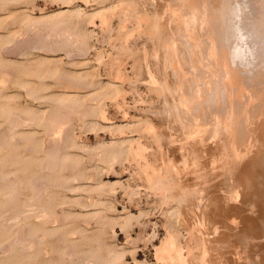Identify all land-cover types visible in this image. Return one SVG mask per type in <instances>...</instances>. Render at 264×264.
<instances>
[{"label": "rangeland", "instance_id": "374dc122", "mask_svg": "<svg viewBox=\"0 0 264 264\" xmlns=\"http://www.w3.org/2000/svg\"><path fill=\"white\" fill-rule=\"evenodd\" d=\"M68 1L0 0V264H264V0Z\"/></svg>", "mask_w": 264, "mask_h": 264}, {"label": "bare ground", "instance_id": "6f19581e", "mask_svg": "<svg viewBox=\"0 0 264 264\" xmlns=\"http://www.w3.org/2000/svg\"><path fill=\"white\" fill-rule=\"evenodd\" d=\"M67 1H68V0H67ZM69 1H70V0H69ZM69 1H68V2H69ZM180 2H181V1H180ZM259 2H261V1H259ZM246 3H247V2H246ZM207 4H208V3H207ZM185 5H186V4H185ZM198 5H199V4H198ZM246 5H247V4H246ZM186 6H187V5H186ZM204 6H205V5H204ZM66 7H67V5H66ZM103 8H104V7H100V8L95 9V10L93 11L92 15H96V14L98 15V14H99L100 16H102ZM168 8H169V6H168ZM170 8H171V7H170ZM207 8H208V7H207ZM260 8H261V7H260ZM180 9H181V8H180ZM188 9H189V8H188ZM197 9H198V8H197ZM204 10H205V9H204ZM246 10H247V9H246ZM72 11H78V8H77V9H73V7L68 6V8H66V9H65V8L60 9L59 13L72 12ZM201 11H202V10H201ZM174 12H175V11H174ZM185 12H186V11H185ZM190 12H191V11H190ZM190 12H189V13H190ZM207 12H208V11H207ZM209 13H210V12H209ZM198 14H199V13H198ZM182 15H183V14H182ZM187 15H189V14H187ZM193 15H194V14H193ZM189 16H190V15H189ZM191 16H192V15H191ZM208 16H209V15H208ZM192 17H193V16H192ZM194 17H195V16H194ZM241 17H242V16H241ZM71 18H72V17H71ZM173 18H174V17H173ZM185 18H187V17H185ZM197 18H198V16H197ZM46 19H47V18H46ZM182 19H183V17H182ZM182 19H181V20H182ZM191 19H192V18H191ZM193 19H194V18H193ZM241 19H243V18H241ZM246 19H247V18H246ZM184 20H185V19H184ZM172 21H173V20H172ZM182 21H183V20H182ZM225 21H226V20H225ZM225 21H224V22H225ZM185 22H186V21H185ZM185 22H184V23H185ZM187 22H188V20H187ZM190 22H191V21H190ZM202 22H203V21H202ZM219 22H221V21L219 20ZM191 23H192V22H191ZM194 23H195V22H194ZM226 23H227V22H226ZM259 23H260V22H259ZM181 24H182V23H181ZM186 24H188V23H186ZM186 24H185L184 26H186ZM219 24H220V23H219ZM224 24H225V23H224ZM224 24H223V25H224ZM245 24H246V23H245ZM245 24H244V25H245ZM253 24H254V22H253ZM256 24H257V23H256ZM190 25H193V24H190ZM202 25H204V24H202ZM240 25H241V24H240ZM181 26H182V25H181ZM187 26H188V25H187ZM199 26H200V25H199ZM260 26H261V25H260ZM189 27L192 28V26H189ZM193 27H194V25H193ZM219 27H220V26H219ZM258 27H259V26H258ZM197 28H198V27H197ZM215 28H216V27H215ZM245 28H246V27H245ZM248 28H249V27H248ZM178 29H179V28H178ZM188 29H189V28H188ZM202 29H203V28H202ZM256 29H257V28H256ZM258 29H259V28H258ZM261 29H262V28H261ZM263 29H264V28H263ZM186 30H187V29H186ZM203 30H204V29H203ZM210 30H211V29H210ZM249 30H250V29H249ZM190 31H191V30H189V32H190ZM193 31H194V30H193ZM244 31H245V30H244ZM257 31H258V30H257ZM198 32H199V31H198ZM203 32H205V31H203ZM248 32H249V31H248ZM261 32H262V31H261ZM72 33H73V32H72ZM74 33H75V32H74ZM219 33H220V32H219ZM240 33H241V32H240ZM184 34H185V33H184ZM187 34H188V33H187ZM197 34H198V33H197ZM228 34H229V33H228ZM247 34H248V33H247ZM261 34H262V33H261ZM192 35H193V34H192ZM204 35H205V34H204ZM184 36H185V35H184ZM198 36H199V35H198ZM208 36H209V35H208ZM229 36H230V35H229ZM248 36H249V35H248ZM248 36H247V37H248ZM252 36H253V35H252ZM245 37H246V35H245ZM83 38H84V36H83ZM83 38H82V39H83ZM193 38H194V37H193ZM261 38H262V36H261ZM220 39H221V38H220ZM220 39H218V41H220ZM244 39H245V38H244ZM249 39H250V38H249ZM249 39H248V40H249ZM263 39H264V38H263ZM196 40H197V39H196ZM196 40H195V41H196ZM216 40H217V39H216ZM259 40H260V39H259ZM246 41H247V40H246ZM172 42H173V41H172ZM209 42H210V40H209ZM221 42H223V41L221 40ZM254 42H255V41H254ZM261 42H262V41H261ZM261 42H260V43H261ZM85 43H86V42H85ZM212 43H213V42H212ZM227 43H228V42H227ZM251 43H253V41H252ZM186 44H187V43H186ZM194 45H195V44H194ZM208 45H209V44H208ZM245 45H246V44H245ZM212 46H213V45H212ZM220 46H222V45L220 44ZM203 47H204V46H203ZM258 47H259V46H258ZM260 47H261V46H260ZM260 47H259V48H260ZM262 47H263V46H262ZM207 48H208V47H207ZM213 48H214V47H213ZM256 48H257V47H256ZM215 49H216V48H215ZM261 49H263V48H261ZM194 50H195V49H194ZM219 50H220V49H219ZM219 50H218V52H221V51H222V50H220V51H219ZM225 50H226V49H225ZM165 51H166V50H165ZM257 51H258V50H257ZM181 52H182V51H181ZM207 52H208V51H207ZM223 52H224V51H223ZM260 52H261V51H260ZM165 53H166V52H165ZM234 53H235V52H234ZM170 54H171V53H170ZM200 54H201V53H200ZM213 54H214V53H213ZM215 54H217V53H215ZM220 54H221V53H220ZM225 54H226V53H225ZM256 54H258V53L256 52ZM214 56H215V55H214ZM220 56H221V55H220ZM261 56H262V55H261ZM263 56H264V55H263ZM176 57H177V56H176ZM198 57H199V56H198ZM205 57H206V56H205ZM215 57H216V56H215ZM224 57H226V59H227V56H226V55H225ZM224 57H223V58H224ZM238 57H239V56H238ZM250 58H251V57H250ZM258 58H259V57H258ZM202 59H203V58H202ZM224 59H225V58H224ZM242 59H243V58H242ZM259 59H261V58H259ZM213 60H214V59H213ZM240 60H241V59H240ZM173 61H174V60H173ZM223 61H224V60H223ZM228 61H229V60H228ZM261 61H262V60H261ZM263 61H264V60H263ZM208 62H209V61H208ZM213 62H214V61H213ZM218 62H219V61H218ZM220 62H221V61H220ZM256 62H258V61H256ZM177 63H178V62H177ZM224 63H225V62H224ZM211 64H212V63H211ZM211 64H210V65H211ZM226 64H227V63H226ZM254 64H255V62H254ZM257 64H258V63H257ZM227 66H228V65H227ZM229 66H230V65H229ZM249 66H250V65H249ZM254 66H255V65H254ZM260 66H261V65H260ZM210 67H211V66H210ZM257 67H258V66H257ZM180 68H181V67H180ZM205 68H206V67H205ZM223 68H224V67H223ZM227 68H228V67H227ZM227 68H226V69H227ZM255 68H256V67H255ZM1 69H2V68H1ZM217 69H219V67H218ZM226 69H225V70H226ZM243 69H244V68H243ZM187 70H188V69H187ZM230 70H231V69H230ZM181 71H182V70H181ZM206 71H207V70H206ZM215 71H216V70H215ZM232 71H233V70H232ZM232 71H231V72H232ZM249 71H250V70H249ZM182 72H183V71H182ZM197 72H198V71H197ZM228 72H229V71H228ZM228 72H227V73H228ZM235 72H236V71H235ZM251 72H252V71H251ZM201 73H202V72H201ZM222 73H223V72H222ZM227 73H226V75H227ZM232 73H234V72H232ZM238 73H239V72H238ZM248 73H249V72H248ZM242 74H243V73H242ZM186 75H187V74H186ZM228 75H229V73H228ZM239 75L241 76V74H239ZM150 76H151V75H150ZM188 76H189V75H188ZM219 76H220V75H219ZM233 76H234V74H233ZM225 77H226V76H225ZM215 78H216V77H215ZM227 78H228V77H227ZM234 78H235V77H234ZM238 78H239V77H238ZM252 78H253V77H252ZM252 78H251V80H252ZM254 78H255V77H254ZM258 78H259V77H258ZM239 79L241 80V78H239ZM249 79H250V78H249ZM255 79H256V78H255ZM153 80H154V79H153ZM155 80H156V79H155ZM229 80H230V79H228V81H229ZM236 80H237V79H236ZM257 80H258V79H257ZM242 81H243V80H242ZM263 81H264V80H263ZM248 82H249V81H248ZM252 82H253V81H252ZM255 82H256V81H255ZM188 84H189V83H188ZM202 84H203V83H202ZM243 84H245V83L243 82ZM247 84H248V83H247ZM252 84H253V83H252ZM181 85H182V84H181ZM240 85H241V83H240ZM116 86H117V85H114V87H116ZM225 86H226V85H225ZM228 86H229V85H228ZM231 86H233V85H231ZM234 86H235V84H234ZM247 86H248V85H247ZM250 86H251V82H250ZM258 86H259V85H258ZM199 87H200V86H199ZM235 87H236V86H235ZM248 87H249V86H248ZM261 87H262V86H261ZM261 87H260V88H261ZM196 88H197V87H196ZM238 88H240V87L238 86ZM252 88H254V87H252ZM256 88H257V87H256ZM260 88H259V89H260ZM190 89H191V88H190ZM254 89H255V88H254ZM262 89H264V88H262ZM224 90H225V89H224ZM238 90H239V89H238ZM251 90H252V89H251ZM257 90H258V89H257ZM260 90H261V89H260ZM197 91H198V90H197ZM219 91H220V90H219ZM225 91H226V93H227V90H225ZM236 92H237V91H236ZM238 92H239V91H238ZM244 92H245V91H244ZM255 92H256V91H255ZM255 92H254V93H255ZM194 93H195V92H194ZM226 93H225V95H224L225 97H226V95H227ZM246 93H247V92H246ZM249 93H250V92H249ZM260 93H261V92H260ZM197 94H198V93H197ZM199 94H200V93H199ZM244 94H245V93H244ZM250 94H252V93H250ZM255 94H256V93H255ZM255 94H254V95H255ZM195 95H196V94H195ZM245 95H246V94H245ZM260 95H261V94H260ZM260 95H258V96H260ZM193 96H194V95H193ZM196 96H197V95H196ZM203 96H204V95H203ZM255 96L258 97L257 95H255ZM263 96H264V95H263ZM263 96H262V97H263ZM246 97H247V96H246ZM196 98H197V97H196ZM237 98H238V97H237ZM237 98H235V101H238V102H239V99L237 100ZM219 99H220V98H219ZM241 99H242V98H241ZM245 99H246V98H245ZM248 99H249V98H248ZM248 99L246 100V102L248 101ZM259 99H260V98H259ZM261 99H262V98H261ZM179 100H180V99H179ZM224 100H226V99H224ZM251 100H252V99H251ZM257 100H258V99H257ZM262 100H263V99H262ZM207 101H208V100H207ZM232 101H233V100H232ZM259 101H260V100H259ZM177 102H178V101H177ZM195 102H196V101H195ZM238 102H235V104L237 105ZM243 102H245V101L243 100ZM243 102H242V103H243ZM197 103H198V102H197ZM205 103H206V102H205ZM224 103H225V102H224ZM226 103H228V102H226ZM229 103H230V102H229ZM249 103H250V102H249ZM232 104H233V103H232ZM235 104H234V105H235ZM258 104H260V103H258ZM225 105H226V104H225ZM225 105H224V108H225ZM245 105H246V104H245ZM252 106H253V104H252ZM254 106H255V105H254ZM259 106H261V105H259ZM68 107H69V106H68ZM226 107H227V106H226ZM232 107H233V105L231 106V109H234V108H232ZM235 107L238 108V106H235ZM237 108H236V109H237ZM248 108H249V106H248ZM257 108H258V107H257ZM1 109H2V108H1ZM218 109H219V108H218ZM225 109H226V108H225ZM227 109H228V108H227ZM227 109H226V110H227ZM236 109H235V110H236ZM259 109H260V108H259ZM263 109H264V108H263ZM240 110H241V109H239V111H240ZM242 110H243V109H242ZM245 110H246V109H245ZM248 110H250V109H247V111H245V113H247ZM9 111H11V110L9 109L8 112H9ZM206 111H208V110H206ZM212 111H213V110H212ZM219 111H220V110H219ZM228 111H229V110H228ZM188 112H189V111H188ZM220 112H221V111H220ZM225 112H226V111H225ZM3 113H4V111H3ZM16 113H18V112H16ZM192 113H193V112H192ZM208 113H209V112H208ZM213 113H214V112H213ZM227 113H228V112H227ZM239 113H240V112H239ZM239 113H238V115H239ZM10 114H11V113H10ZM19 114H20V113H19ZM223 114H224V113H223ZM223 114H221V115H223ZM242 114H243V113H242ZM182 115H183V114H182ZM186 115H187V114H186ZM192 115H193V114H192ZM215 115H216V113H215ZM13 116H14V115H13ZM189 116H190V115H189ZM208 116H209V115H208ZM229 116H230V114H229ZM6 117H7V116H6ZM9 117H10V115H9ZM17 117H18V116H16V118H14V119H17ZM212 117H214V115H213ZM231 117H232V116H231ZM240 117H241V116H240ZM7 118H8V117H7ZM20 118H21V117H20ZM23 118H24V116H23ZM183 118H184V117H183ZM233 118H234V117H233ZM12 119H13V117H12ZM14 119H13V120H14ZM26 119H27V118H26ZM59 119H60V118H59ZM189 119H190V118H189ZM215 119H216V118H215ZM222 119H224V118H222ZM225 119H226V117H225ZM230 119H231V118H230ZM240 119H241V118H240ZM240 119H239V120H240ZM7 120H8V119H7ZM10 120H11V119H10ZM191 120H192V119H191ZM193 120H194V119H193ZM8 121H9V120H8ZM24 121H25V120H24ZM24 121H23V123H24ZM201 121H202V120H201ZM215 121H216V120H215ZM15 122H16V121H15ZM59 122H60V121H59ZM181 122H182V121H181ZM187 122H188V121H187ZM196 122H197V121H196ZM213 122H214V121H213ZM230 122H231V121H230ZM10 123H12V122L10 121ZM190 123H191V122H190ZM194 123H195V122H194ZM224 123H225V122H224ZM18 124H19V123H18ZM113 124H114V123H113ZM214 124H215V123H214ZM214 124H213V125H214ZM220 124H221V123H220ZM238 124H239V123H238ZM13 125H14V124H13ZM137 125H138V124H137ZM143 125H144V124H143ZM146 125H147V123H146ZM216 125H217V124H215V126H214V129H215V130H216ZM225 125H226V124H225ZM241 125H242V123H241ZM58 126H59V125H58ZM192 126H193V125H192ZM198 126H199V125H198ZM218 126H219V125H218ZM220 126H221V125H220ZM222 126H223V125H222ZM14 127H15V126H14ZM14 127H13V128H14ZM17 127H18V126H17ZM19 127H20V126H19ZM203 127H204V126H203ZM212 127H213V126H212ZM54 128H55V127H54ZM192 128H193V127H192ZM194 128H195V127H194ZM197 128H198V127H197ZM218 128H219V127H217V130H218ZM224 128H225V127H224ZM237 128H238V127H237ZM242 128H244V127H242ZM247 128H248V127H247ZM220 129H221V128H220ZM240 129H241V128H240ZM13 130H14V129H13ZM223 130H224V129H223ZM9 131H10V130H9ZM120 131H121V130H120ZM204 131H206V130H204ZM245 131H246V128H245ZM245 131H244V132H245ZM11 132H13V131H11ZM220 132H221V131H220ZM225 132H226V130H225ZM225 132H224V133H225ZM238 132H239V131H238ZM238 132H237V133H238ZM214 133H215V132H214ZM216 133H217V132H216ZM216 133H215V135H216ZM224 133H222V135H224ZM241 133H242V132H241ZM217 134H219V133H217ZM3 135H4V134H3ZM228 135H229V134H228ZM11 136L14 137V135H11ZM224 136H226V133H225ZM227 137H228V136H226V138H227ZM132 138H133V137H132ZM223 138H224V137H223ZM55 139H56V138H55ZM11 140H12V139H11ZM128 140H129V139H128ZM0 141H1V140H0ZM129 141H130V140H129ZM226 141H227V140H226ZM53 142H54V141H53ZM227 142H228V141H227ZM1 143H2V142H1ZM1 143H0V144H1ZM57 143H58V142H57ZM62 143H63V142H62ZM71 143H72V142H71ZM133 143H134V142H133ZM197 143H198V142H197ZM225 143H226V142L223 143V146H224ZM58 144H60V143H58ZM63 144H64V143H63ZM228 145H229V143H228ZM52 146H54V145H52ZM62 146H63V145H62ZM62 146H61V147H62ZM130 146H131V145H130ZM229 146H230V145H229ZM44 147H45V146H44ZM56 147H57V146H55V148H56ZM224 147H227V146H224ZM58 148H59V147H58ZM52 149H53V148H52ZM52 149L49 151V152H51V154L54 153V152L52 153ZM132 149H133V148H132ZM222 149H223V148H222ZM230 149H231V148H230ZM230 149H227V150H229V152H230ZM53 150H55V149H53ZM56 150H57V148H56ZM224 150H225V149H224ZM44 151H45V150H44ZM58 151L60 152V150H58ZM61 151H62V150H61ZM114 151H115V150H114ZM246 151H247V150H246ZM49 152H48V153H49ZM110 152H111V151H110ZM137 153H138V152H137ZM227 153H228V152H227ZM230 153H231V152H230ZM49 154H50V153H49ZM51 154H50V155H51ZM111 154H113V153H111ZM114 154H115V153H114ZM46 155H47V154H46ZM57 155H58V154H56V156H57ZM230 155H231V154H230ZM53 156H54V155H53ZM228 156H229V155H228ZM46 157L48 158V156H46ZM54 157H55V156H54ZM230 157H231V156H229V158H230ZM49 158L52 159V156L49 157ZM55 158H56V157H55ZM55 158H53V159H55ZM57 158H58V157H57ZM57 158H56V159H57ZM119 158H120V157H119ZM5 159H6V158H5ZM51 159H48V160H51ZM48 160H47V161H48ZM47 161H46V162H47ZM53 161H54V160H53ZM58 161H59V160H58ZM110 161H111V160H110ZM54 162H55V161H54ZM228 162H229V161H228ZM262 162H263V161H262ZM42 163H43V162H42ZM44 163H45V161H44ZM47 163H48V162H47ZM49 163H50V161H49ZM55 163H57V162H55ZM55 163H54V164H55ZM45 164H46V163H45ZM57 164H58V163H57ZM48 165H50V164H48ZM43 166H44V165H43ZM43 166H42V167H43ZM50 166H51V165H50ZM40 167H41V166H40ZM40 167H39V168H40ZM44 167H45V166H44ZM49 168H50V167H49ZM66 168H68V166H66ZM52 169H53V168H52ZM52 169H51V170H52ZM40 170H41V169H40ZM42 170H43V169H42ZM53 170H54V169H53ZM48 171H49V169H48ZM27 172H28V171H27ZM19 173H20V172H19ZM34 174H35V173H34ZM164 175H165V174H164ZM76 176H77V175H76ZM10 177H11V176H10ZM5 178H6V177H5ZM35 178H36V177H35ZM69 178H70V177H69ZM71 178H72V177H71ZM75 178H76V177H75ZM7 179H8V178H7ZM31 179H33V178H31ZM76 179H77V178H76ZM158 179H160V178H158ZM161 179H162V178H161ZM8 180H10V179H8ZM8 180H6V181H8ZM65 180H66V179H65ZM68 180H69V179L67 178V181H68ZM78 180H79V179H78ZM167 180H168V179H167ZM1 181H3L2 178H1ZM1 181H0V187H3V184H4V186H5V185L7 186V184L4 183V182H5V179H4V182H1ZM14 181H15V180H14ZM28 181H29V180H28ZM28 181H27V182H28ZM32 181L35 182L36 180L34 179V180H32ZM42 181H44V180H42ZM70 181H71V180H70ZM155 181H156V180H155ZM161 181H163V179H162ZM11 182H12V181H11ZM157 182H158V181H157ZM166 182H167V181H166ZM169 182H170V181H169ZM2 183H3V184H2ZM28 183H29V182H28ZM32 183H33V182H32ZM32 183H31V181H30V184H32ZM37 183H38V182L36 181V183H35L36 186H38ZM45 183H46V182H45ZM65 183H66V181H65ZM70 183H71V182H70ZM154 183H155V182H154ZM15 184H16V183H15ZM38 184H40V182H39ZM46 184H47V183H46ZM48 184H49V183H48ZM161 184H162V182H161ZM161 184H159V186H160ZM28 185H29V184H28ZM49 185H50V184H49ZM97 185H98V184H97ZM157 185H158V184H157ZM8 186H9V185H8ZM32 186H33L32 191L34 190V192H32L33 195H29V196H31V197H30V199H27V200L25 201L26 203H25L24 205H27V206H28L29 203L32 202V204H33V202H35V201L37 202V201H39V199L42 198V196H41V198H40V196H39V193H40L39 190H40V189H39V190H38V189H35V188H34V186H35L34 184H32V185L30 186V188H31ZM36 186H35V187H36ZM39 186H40V185H39ZM39 186H38V187H39ZM63 186L65 187V185H63ZM67 186H68V185H67ZM70 186H71V185H70ZM162 186H163V185H162ZM162 186H161V187H162ZM165 186H166V185H165ZM11 187H12V186H11ZM3 188H4V187H3ZM3 188H0V192H1V190H2ZM5 188H6V187H5ZM5 188H4V189H5ZM159 188H160V187H159ZM12 190H13V189H12ZM70 190H71V189H70ZM81 191H82V190H81ZM167 191H168V190H167ZM236 192H237V190H236ZM8 193H9V192H8ZM13 193L15 194L14 191H13ZM17 193H18V192H17ZM17 193H16V194H17ZM10 194H11V196L14 195V194H12V192H10ZM10 194H9V195H10ZM16 194H15V195H16ZM49 194H51V193H49ZM53 194H54V193H53ZM236 194H237V193H236ZM236 194H235V195H236ZM5 195H7V194H5ZM19 195H20V194H19ZM46 196H47V195H46ZM48 196H49V195H48ZM65 196H66V195H65ZM237 196H238V195H237ZM14 197H15V196H14ZM14 197L12 196V198H14ZM50 197H51V196H50ZM52 197H53V196H52ZM4 198H5V197H4ZM236 198H238V197H236ZM16 199H17V198H16ZM74 199H75V198H74ZM16 201H17V200H16ZM40 201H41V200H40ZM42 201H43V200H42ZM68 201H69V200H68ZM36 202H35V204H38V203H36ZM52 202H53V201H52ZM76 202H77V201H76ZM78 202H79V201H78ZM78 202H77V203H78ZM23 203H24V202H23ZM23 203H22V204H23ZM77 203H76V204H77ZM40 204H41V203H39V205H40ZM47 204H48V203H47ZM45 205H46V203H45ZM45 205H44V206H45ZM61 205H62V204H61ZM41 206H42V205H41ZM41 206H40V207H41ZM7 207H8V205H7ZM23 207H25V206H23ZM28 207H29V206H28ZM43 209H44V208H43ZM34 210H35V209H34ZM29 211H30V209H29ZM31 211H33V210H31ZM46 211H47V210H46ZM48 212H49V211H48ZM28 213H29V212H28ZM35 213H36V212H35ZM22 214H24V213H22ZM30 214H31V213H30ZM33 214H34V212H33ZM51 214H52V213H51ZM91 214H92V213H91ZM42 215H45V213H43ZM49 215H50V214H49ZM4 216H6V215L4 214ZM18 216H19V215H18ZM28 216H29V214H28ZM37 216H38V215H37ZM39 216H40V215H39ZM39 216H38V217H39ZM47 216H48V214H47ZM58 216H59V215H58ZM126 216H127V215H126ZM44 217L47 218L46 215H45ZM59 217H61V216H59ZM127 217H128V216H127ZM14 218H15V217H14ZM36 218H37V217H36ZM41 218H42V217H41ZM48 218H49L50 220L52 219V217L50 218L49 216H48ZM48 218H47L46 220H48ZM71 218H72V217H71ZM128 218H129V217H128ZM128 218H126V221H127ZM60 219H61V218H60ZM73 219H74V218H73ZM124 219H125V218H124ZM129 219H131V217H130ZM38 220H39V219H38ZM52 220H53V219H52ZM57 221H58V217H57ZM84 221H85V220H84ZM126 221H125V223H126ZM15 222H16V221H15ZM39 222H40V221H39ZM43 222H44V221H43ZM46 222H47V221H46ZM105 222H106V221H105ZM128 222H129V221H128ZM18 223H19V222H18ZM18 223H17V225H18ZM40 223H41V222H40ZM49 224H50V222H49ZM126 224H127V223H126ZM17 225H16V226H17ZM44 225H46V224H44ZM124 225H125V224H124ZM2 226H3V225H2ZM58 226H60V225H58ZM5 227H6V226H5ZM17 227H18V226H17ZM69 227H70V226H69ZM69 227H68V228H69ZM24 228H25V227H24ZM26 228H27V227H26ZM75 228L78 229L79 227H75ZM13 229H14V228H12V230H13ZM37 229H38V228H37ZM37 229L32 228V230L30 231L31 234H32V236H31V237H32V239H31L32 241H30L29 243L26 242L27 245H28V244L30 245V243H33V244H36V245H37L39 242L42 243V244H43V243L45 244L44 241L41 242L42 238H39V235H38V233L36 232ZM54 229H55V228H54ZM12 230H11V231H12ZM25 230H26V229H25ZM27 230H30V228L27 229ZM47 230H48V229H47ZM51 230H52V228H51ZM65 230H66V229H64V232L66 233ZM75 230H76V229H75ZM13 231H14V230H13ZM15 231H16V230H15ZM23 231H24V230H23ZM41 231H42V230H41ZM52 231H53V230H52ZM67 231H68V229H67ZM72 231H73V229L71 230V233H72ZM30 232H29V233H30ZM73 232H74V231H73ZM75 232H76V231H75ZM77 232H78V230H77ZM77 232H76V233H77ZM79 232H80V230H79ZM81 232H82V231H81ZM81 232H80V233H81ZM83 232H84V231H83ZM83 232H82V234H83ZM27 233H28V232H27ZM48 233H49V232H48ZM57 233H58V232H57ZM67 233H68V232H67ZM170 233H171V232H170ZM172 233H173V232H172ZM14 234H16V233H14ZM17 234H18V231H17ZM36 234H37V235H36ZM39 234H40V233H39ZM173 234H174V233H173ZM19 235H20V233H19ZM33 235H35V236H33ZM45 235H46V234H45ZM68 235H69V234H68ZM70 235H71V234H70ZM78 235H79V234H78ZM12 236H13V235H12ZM24 236H25V235H24ZM29 236H30V235H29ZM37 236H38V237H37ZM43 236H44V235H43ZM169 236H170V235H169ZM172 236H173V235H172ZM26 237H27V236H26ZM64 237H67V236H64ZM166 237H167V236H166ZM173 237H175V235H174ZM19 238H20V237H19ZM37 238H39V239H37ZM59 238H60V237H59ZM62 238H63V237H62ZM81 238H82V237H81ZM83 238H85V237H83ZM83 238H82V239H83ZM168 238H169V239H167V238L164 239V241H165V240H166V241H165L164 243L162 242V243H163L162 246L159 247V248H157L156 251H157V252L160 251V253H159L160 255H161V251H162V253L165 251V253H167V254H166V257L164 256V257H162V258H164V259L167 258V259H168V260H167L168 263H172V264H173V263H174V264H183V261H184L186 258L184 259L185 256L182 254V251H181L182 248L180 247V245H179V243H178L179 241L177 242V241H176L177 239L175 240L176 237H175V238H171V236H170V237H168ZM170 238H171V239H170ZM9 239H10V238H9ZM26 239H27V238H26ZM40 239H41V240H40ZM43 239H44V237H43ZM65 239H66V238H64L63 240H65ZM67 239L69 240V238H67ZM67 239H66V240H67ZM72 239H73V238H72ZM173 239H174V240H173ZM12 240H13V239H12ZM29 240H30V239H29ZM56 240H57V239H56ZM60 240H61V239H60ZM66 240H65V241H66ZM75 240H76V239H75ZM27 241H28V240H27ZM33 241H35V243H34ZM65 241H64V242H65ZM14 242H15V241H14ZM21 242H22V241H21ZM64 242H63V243H64ZM66 242H69V241H66ZM71 242L74 243L75 241H71ZM26 243H25V244H26ZM40 243H39V244H40ZM75 243H77V241H76ZM2 244H3V243H2ZM5 244H6V242H5ZM33 244H32V245H33ZM66 244H67V245H70V242H69V243H66ZM177 244H178V245H177ZM6 245H7V244H6ZM46 245H47V244H46ZM76 245H77V244H76ZM76 245L74 244V245H72V246H76ZM79 245H80V244H79ZM79 245H77V246H79ZM3 246H4V245H3ZM17 246H18V245H17ZM24 246H25V245H23V248H24ZM53 246H54V245H53ZM159 246H160V245H159ZM7 247H8V246H7ZM33 247H34V246H33ZM55 247H56V246H55ZM66 247H67V246H66ZM80 247H81V246H80ZM156 247H158V246H156ZM0 248H1V247H0ZM10 248H11V247H10ZM23 248H22V249H23ZM180 248H181V249H180ZM25 249H26V247H25ZM25 249H24V250H25ZM31 249H32V248H31ZM34 249H35V248H34ZM51 249H52V248H51ZM55 249H56V248H55ZM7 250H8V249H7ZM17 250H18V249H17ZM32 250H33V249H32ZM64 250H65V249H64ZM64 250H63V251H64ZM82 250H83V249H82ZM82 250H81V251H82ZM1 251H2V250H1ZM25 251H27V250H25ZM29 251H30V249H29ZM34 251H35V250H34ZM51 251H53V250H51ZM60 251H61V250H59V252H60ZM76 251H77V250H76ZM30 252H32V251H30ZM30 252H29V253H30ZM56 252H57V250H56ZM70 252H71V250H70ZM72 252H73V251H72ZM79 252H80V249H79V251H78L77 253H79ZM1 253H2V252H1ZM26 253H27V252H26ZM39 253H40V252H39ZM60 253H61V252H60ZM63 253L66 254V252H62V256H63ZM75 253H76V252H75ZM82 253H84V252H82ZM32 254L34 255L35 253L32 252L31 255H32ZM67 254H69V253H67ZM72 254H73V253H72ZM93 254H94V253H93ZM36 255H37V254H36ZM60 255H61V254H60ZM69 255H70V254H69ZM77 255H78V254H77ZM77 255H75V256H77ZM79 255H80V254H79ZM79 255H78V257H77L78 259L81 257V256H79ZM81 255L83 256L84 254H81ZM37 256H38V255H37ZM37 256H36V257H37ZM39 256H40V255H39ZM62 256H61V257H62ZM70 256H71V255H70ZM85 256H86V255H85ZM87 256L89 257V256H91V254H89V255H87ZM87 256H86V257H87ZM27 257H28V256H26V258H27ZM29 257H31V256H29ZM29 257H28V258H29ZM34 257H35V255H34ZM63 257H64V256H63ZM114 257H115V256H112L113 259H115ZM28 258H27L26 260L29 261ZM32 258H33V257H31L30 259H32ZM75 258H76V257H75ZM75 258H74V259H75ZM77 258H76V260H77ZM81 258H82V257H81ZM89 258H92V256L89 257ZM83 259H84V260H85V259L87 260V258H85V257H83ZM83 259H82V260H83ZM121 259H122V258H121ZM22 260H23V259H22ZM22 260H21V261H22ZM76 260H75V261H76ZM82 260L80 261V259H79L78 263H80V262L82 263V262H83ZM96 260H97V259H96ZM109 260H112V259L109 257L106 261H109ZM115 260H116V259H115ZM118 260H119V259H118ZM88 261H89V260H88ZM92 261H93V260H92ZM92 261H91V262H92ZM94 261H95V260H94ZM113 261H114V260H113ZM113 261H112V262H113ZM22 262H23V261H22ZM47 262H49V260H48ZM61 262H62V261H61ZM73 262H74V261H73ZM85 262H86V261H84V263H85ZM100 262H105V261H100ZM116 262H117V261H116ZM184 262H185V261H184ZM203 262H204V261H203ZM0 263H1V262H0ZM39 263H41V262H39ZM42 263H43V262H42ZM54 263H55V262H54ZM54 263H53V264H54ZM93 263H94V262H93ZM93 263H88V262H86L85 264H93ZM95 263H96V262H95ZM110 263H111V262H110ZM142 263H143V262H142ZM45 264H48V263L45 262ZM50 264H51V263H50ZM55 264H56V263H55ZM82 264H83V263H82ZM96 264H97V263H96ZM107 264H108V263H107ZM184 264H185V263H184Z\"/></svg>", "mask_w": 264, "mask_h": 264}]
</instances>
